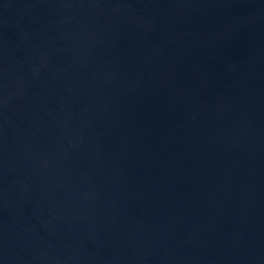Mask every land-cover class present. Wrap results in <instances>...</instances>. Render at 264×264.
I'll return each mask as SVG.
<instances>
[{
	"label": "water",
	"instance_id": "1",
	"mask_svg": "<svg viewBox=\"0 0 264 264\" xmlns=\"http://www.w3.org/2000/svg\"><path fill=\"white\" fill-rule=\"evenodd\" d=\"M0 264H264V0H0Z\"/></svg>",
	"mask_w": 264,
	"mask_h": 264
}]
</instances>
